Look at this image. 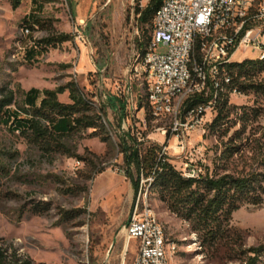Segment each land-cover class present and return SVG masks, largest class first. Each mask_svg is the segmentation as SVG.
I'll return each mask as SVG.
<instances>
[{
  "label": "rangeland",
  "instance_id": "374dc122",
  "mask_svg": "<svg viewBox=\"0 0 264 264\" xmlns=\"http://www.w3.org/2000/svg\"><path fill=\"white\" fill-rule=\"evenodd\" d=\"M137 7V0H0V103L11 99L10 110L26 108L32 86L55 90L73 81L103 111L111 136L104 142L91 130L72 134L64 138V152H56L0 123V246L37 264H133L137 245L127 244L125 227L139 200L140 209L148 207L177 247L173 264H249L252 248L264 245V203L234 212L230 243L217 254L203 246L164 197L149 191L152 178L143 171L141 188L135 190L139 172L134 164L127 167L124 148L130 153L135 144L145 150L158 143L183 174L213 173L221 171L215 162L230 136L211 132L216 108L177 139L169 130L171 119L140 107L147 100L149 106L143 58L153 29L138 22ZM29 24L31 30L25 27ZM49 38L56 44L49 45ZM33 48L34 58L27 57L25 51ZM168 48L162 43L155 51ZM260 55L253 48L240 50L233 61ZM257 78L264 80V71ZM58 97L70 102L68 91ZM229 106L236 112L230 134L241 128L237 113H260L247 122L244 140L235 142L247 144L243 156L233 158L242 167L264 130V95L232 89ZM261 258L258 264H264Z\"/></svg>",
  "mask_w": 264,
  "mask_h": 264
},
{
  "label": "trees",
  "instance_id": "16d2710c",
  "mask_svg": "<svg viewBox=\"0 0 264 264\" xmlns=\"http://www.w3.org/2000/svg\"><path fill=\"white\" fill-rule=\"evenodd\" d=\"M161 3L162 0H149L144 8L138 6V22L152 27L154 15ZM27 22L30 23V20ZM25 27L31 30L33 26L29 24ZM54 40L49 38L45 41L49 45H55ZM35 48L26 50V56L34 58L37 52ZM260 59L232 61L223 67L230 76L231 83L225 92L218 94L217 115L210 124L213 134H219V137L230 135L220 158L215 162L217 168L221 169L220 172H201L197 177H185L169 160L163 150L164 145L151 143L143 150L140 144H135L130 153L124 148L127 167L134 164L139 172L134 182L136 192L141 188L140 172L143 171L147 178H152L149 181V191L164 197L169 209L190 224L203 246L217 254L226 250L230 243L234 212L246 205L258 207L264 203V130L253 140L254 145L249 147L252 155L247 157L242 167H237L233 160L236 154L240 153L242 157V151L247 148V144L241 142L237 145L235 142L244 140L248 130L247 122L258 119L260 113L256 109H245L241 114L237 113L241 128L232 134L233 126L229 125L230 117L236 113L229 106L232 89L240 93L254 91L264 95V80L259 81L257 78L264 71V59ZM65 91L69 92L70 102H63L58 97ZM196 96L187 102V108L209 100L202 95ZM144 97L147 99V95ZM9 104L11 99L0 103V123L6 124L13 132H19L30 142L41 145L45 150L64 152L66 136L90 130L91 135L100 137L102 141H111L103 111L73 81L55 90L31 88L25 95L26 108L10 110ZM140 107H145L150 113L148 100L146 105L141 102ZM37 209L34 208L41 213ZM251 252L254 256L249 258V264H258L264 256V245L252 248ZM0 264L37 263L20 256L16 249L10 251L0 246Z\"/></svg>",
  "mask_w": 264,
  "mask_h": 264
},
{
  "label": "built area",
  "instance_id": "2783aa9c",
  "mask_svg": "<svg viewBox=\"0 0 264 264\" xmlns=\"http://www.w3.org/2000/svg\"><path fill=\"white\" fill-rule=\"evenodd\" d=\"M135 1V0H133ZM149 0H137L138 6L144 8ZM255 0H165V7L154 19L155 41L148 51L143 70H149L151 83L150 96L155 105V115L167 113L173 92L183 84L198 85V76L202 67H209L210 80H205L204 96L209 98L193 108H187L186 101L181 124L176 129H169L172 136L179 139L183 131H191L204 120L207 112L215 111L217 95L214 93V71L216 62L238 51L250 48L264 49V11L260 18H252L246 26L236 23V30H229V38H221L213 55H202V41L215 24H223L228 29V21L234 16L254 8ZM78 38L85 40L82 32ZM167 45L166 53H157L159 44ZM228 75V74H226ZM229 84L231 83L230 76ZM235 94L237 90L235 89ZM168 132V131H167ZM181 148H184L182 141ZM81 164L76 161V166ZM201 172L188 170L185 175L192 177ZM127 244L134 242L137 253L133 264H168L162 250V236L155 230L149 220L148 207L140 209L136 202L128 224L125 227Z\"/></svg>",
  "mask_w": 264,
  "mask_h": 264
},
{
  "label": "bare ground",
  "instance_id": "6f19581e",
  "mask_svg": "<svg viewBox=\"0 0 264 264\" xmlns=\"http://www.w3.org/2000/svg\"><path fill=\"white\" fill-rule=\"evenodd\" d=\"M164 7H165V0H162L161 5L156 11L153 18L152 38L150 44L148 45L147 51L145 52V58H143L144 65L146 63L148 51L151 50V44H153L155 41L154 19L156 18V16L160 15V10L163 9ZM263 11H264V0H255L253 9H246L244 13H240L238 14V16H234V21H228V29H224L223 24H215L213 29H211L208 32V35L203 38L202 55H213V53H215L216 46L220 41V39L229 38V30H236V23H239V26H246L247 21H250L252 18L262 17ZM233 56L234 55L223 59H219L216 62V67L214 71V93L215 95H217V97L220 92H225V89L229 85V77L228 75H226L227 72H225L223 67L226 64L233 61ZM259 58L264 59V49L261 50V55ZM146 73H147L150 113H152V115L155 116L156 118L171 119L172 122L171 129H176V125L181 124L182 114L185 108L186 101L189 100L193 95H203L204 94L203 86H205V80H210L209 67H202L200 70V76H198V85L195 83L183 84L176 92L172 93L169 102L168 114L159 113L158 115H155V105H153V100L150 96L151 83L149 82V70H146ZM184 176L188 177L187 175H185V173ZM197 176L200 175L195 174L192 177H197ZM148 215H149V220H151L154 223L155 230H157V233H160L162 236V250L164 252L165 260L168 261V264H173V253L177 247L175 248V245L170 241L164 226L158 220V218H156L149 211H148Z\"/></svg>",
  "mask_w": 264,
  "mask_h": 264
},
{
  "label": "crops",
  "instance_id": "0c3cea01",
  "mask_svg": "<svg viewBox=\"0 0 264 264\" xmlns=\"http://www.w3.org/2000/svg\"><path fill=\"white\" fill-rule=\"evenodd\" d=\"M31 88H38V87L32 86ZM31 88H30V89H31ZM30 89H29V90H30ZM38 89H40V88H38ZM40 90H42V89H40Z\"/></svg>",
  "mask_w": 264,
  "mask_h": 264
}]
</instances>
